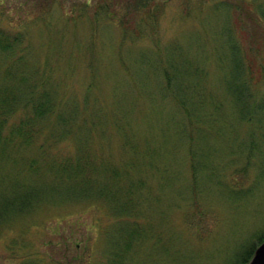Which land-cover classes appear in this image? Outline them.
<instances>
[{
    "label": "rangeland",
    "instance_id": "1",
    "mask_svg": "<svg viewBox=\"0 0 264 264\" xmlns=\"http://www.w3.org/2000/svg\"><path fill=\"white\" fill-rule=\"evenodd\" d=\"M261 12L264 0H0V30L27 53L24 62L0 63V87L13 89L18 69L51 67L65 108L72 102L102 119L86 146L95 166L123 163L125 178H143L138 225L147 237L124 264H245L259 246L264 79L248 90L243 83L246 67L264 63ZM235 99L249 102L251 124ZM16 114L12 124L23 111ZM52 151L75 155V143ZM6 160L0 200L16 195L22 164L11 153ZM114 221L91 203L44 205L2 232L0 264L34 255L105 264L118 241L103 232H114ZM21 234L33 249L9 253Z\"/></svg>",
    "mask_w": 264,
    "mask_h": 264
},
{
    "label": "trees",
    "instance_id": "2",
    "mask_svg": "<svg viewBox=\"0 0 264 264\" xmlns=\"http://www.w3.org/2000/svg\"><path fill=\"white\" fill-rule=\"evenodd\" d=\"M23 43V40L17 37L12 39L6 31L0 30L1 65L24 62L27 53L22 47ZM49 68L51 67H33L27 73L24 69H18L14 76L17 80L15 87H0V160L7 161V154L11 153L22 162L21 165H16V195L11 199L0 200V238L2 232L16 220L44 205L69 201L91 203L106 208L108 216L115 220L107 227L115 231L109 233L104 230L103 233L105 238L111 234L110 239L118 242L113 243L112 254L108 258L104 257L103 262L124 264V259L130 258L133 245H138L142 238L147 237L146 231L138 225V220L143 216V178H125L128 170L122 166L123 163L106 161V165L95 166L94 158L86 146L92 141V130L102 128V119L94 115L88 117L84 113L85 116L72 102L65 108V102L59 97L60 81ZM10 72L9 68L6 69L8 75ZM245 72L248 78H244V89L248 83L256 84L264 79V63L256 68L250 65ZM234 101L243 119L251 124L254 115L247 110L249 102L242 104L237 99ZM19 111H23L22 116L12 124L11 121L17 118L16 113ZM82 132L86 136L84 140L78 137ZM67 140L74 141L75 155H62L52 151L53 147ZM33 149L38 154L31 158L27 154ZM20 237L23 238L7 245L9 253H13L12 249L16 248L33 249L26 244L25 234ZM259 242V245L264 242V235ZM103 253L104 251L102 255ZM37 256L26 257L20 264L62 263L48 257L43 261ZM89 257L92 259V256ZM251 258L244 263L248 264ZM87 259L73 258L63 264H83Z\"/></svg>",
    "mask_w": 264,
    "mask_h": 264
},
{
    "label": "water",
    "instance_id": "3",
    "mask_svg": "<svg viewBox=\"0 0 264 264\" xmlns=\"http://www.w3.org/2000/svg\"><path fill=\"white\" fill-rule=\"evenodd\" d=\"M248 264H264V242L256 248Z\"/></svg>",
    "mask_w": 264,
    "mask_h": 264
},
{
    "label": "flooded vegetation",
    "instance_id": "4",
    "mask_svg": "<svg viewBox=\"0 0 264 264\" xmlns=\"http://www.w3.org/2000/svg\"><path fill=\"white\" fill-rule=\"evenodd\" d=\"M251 12L257 13V8L253 5H250V9ZM248 16H252V14L248 15ZM258 16H264V12H261L258 14Z\"/></svg>",
    "mask_w": 264,
    "mask_h": 264
}]
</instances>
